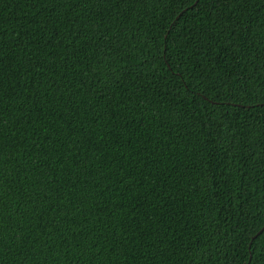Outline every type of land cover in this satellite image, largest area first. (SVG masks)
Segmentation results:
<instances>
[{"label": "trees", "instance_id": "trees-1", "mask_svg": "<svg viewBox=\"0 0 264 264\" xmlns=\"http://www.w3.org/2000/svg\"><path fill=\"white\" fill-rule=\"evenodd\" d=\"M0 264H264V0H0Z\"/></svg>", "mask_w": 264, "mask_h": 264}, {"label": "snow or ice", "instance_id": "snow-or-ice-1", "mask_svg": "<svg viewBox=\"0 0 264 264\" xmlns=\"http://www.w3.org/2000/svg\"><path fill=\"white\" fill-rule=\"evenodd\" d=\"M195 3H196V4H199V3H200V0H195Z\"/></svg>", "mask_w": 264, "mask_h": 264}]
</instances>
